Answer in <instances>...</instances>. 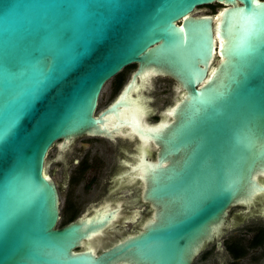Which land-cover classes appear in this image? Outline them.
Listing matches in <instances>:
<instances>
[{
    "label": "water",
    "instance_id": "1",
    "mask_svg": "<svg viewBox=\"0 0 264 264\" xmlns=\"http://www.w3.org/2000/svg\"><path fill=\"white\" fill-rule=\"evenodd\" d=\"M213 4L217 15L197 14ZM151 75L178 94L155 124L148 105L142 122L123 115L145 104L133 91ZM128 126L156 145L138 166L154 213L99 254L83 248L113 217L59 228L47 157L60 140ZM236 207L264 216V0H0V264H195L221 249Z\"/></svg>",
    "mask_w": 264,
    "mask_h": 264
},
{
    "label": "flooded vegetation",
    "instance_id": "2",
    "mask_svg": "<svg viewBox=\"0 0 264 264\" xmlns=\"http://www.w3.org/2000/svg\"><path fill=\"white\" fill-rule=\"evenodd\" d=\"M137 70L138 65L132 64L117 74L112 79L115 92H121ZM126 71L130 72L128 78ZM137 83L140 88L135 90L136 92L133 91V95L143 94L141 96L148 99L147 103L143 100L146 105L157 100L155 96H150L154 91L170 88L173 93L171 103L178 97L177 83L171 78L147 76L142 80L138 77ZM109 105L104 109H99L98 105L97 113L104 111ZM165 110L158 114L155 122H151L154 110L149 109L148 121L158 123L163 119ZM113 133L114 139L83 135L66 143L60 140L50 149L47 157L48 171L60 194L59 228L84 216L103 215L110 219L113 217L101 237L94 238L93 244L88 241L99 254L128 236L137 234L154 213L153 204L144 197L146 184L142 178L143 171L138 166L144 163L142 157L145 154V162L154 161L156 145L147 139L145 141L129 126L124 128L122 133ZM65 217L67 219H64ZM229 221V228L225 229V237L221 239V249L216 242L209 244L213 246V256L206 251L200 256L201 261L195 264H208L212 260H215L216 264H264V216L259 210L247 213L245 207H236L230 211ZM88 242L83 249L89 246Z\"/></svg>",
    "mask_w": 264,
    "mask_h": 264
},
{
    "label": "rangeland",
    "instance_id": "3",
    "mask_svg": "<svg viewBox=\"0 0 264 264\" xmlns=\"http://www.w3.org/2000/svg\"><path fill=\"white\" fill-rule=\"evenodd\" d=\"M222 8H223V6L220 5V4H213V5L203 6V7H200L198 9L197 14H200V15H202V14L217 15L218 12ZM126 73H127V77L126 78H128L130 72L126 71ZM120 93L121 92L119 90L115 92V90L113 88V80L108 82L107 85L105 86L102 94H101V97H100V100H99V109H104L105 107H107L110 103H112L115 100L116 96L118 94H120ZM150 96H151V98L153 96H155L157 98L156 101H152L151 103L148 102L149 109L154 110V116L151 117L150 121L151 122H155L157 120L158 114L160 112L164 111L166 108H168L171 105H173V103H171L172 98H173V93L170 90V88H168L165 91H161V90L154 91V92L151 93ZM48 174L50 175L49 171H48ZM64 219H67V217H65ZM260 222H263V221H260ZM228 234L229 233H227V236H228ZM231 235H232V232H231ZM206 251H209L212 254V256H213L214 252H213V246L212 245H208V248H206L202 253H204ZM202 253L197 257L195 262L199 263L201 261L200 260V256L202 255ZM208 264H216V262H215V260H212Z\"/></svg>",
    "mask_w": 264,
    "mask_h": 264
},
{
    "label": "bare ground",
    "instance_id": "4",
    "mask_svg": "<svg viewBox=\"0 0 264 264\" xmlns=\"http://www.w3.org/2000/svg\"><path fill=\"white\" fill-rule=\"evenodd\" d=\"M152 76V75H151ZM149 78H150V76H148ZM153 78V77H152ZM143 80V79H142ZM145 80V82H146V79H144ZM151 81V80H150ZM150 81H148V82H150ZM144 82L142 81V84H143ZM147 84V83H146ZM150 85H151V83H150ZM144 86V85H143ZM148 86V85H147ZM144 89V88H143ZM136 92V91H135ZM138 92V91H137ZM141 92V91H140ZM139 92V93H140ZM134 94V93H133ZM141 95H143V94H141ZM140 95V100H144V99H146V98H144L143 96H141ZM139 96V95H138ZM147 103V102H146ZM148 105V104H147ZM149 106V105H148ZM146 104H143V102H141L139 105L137 104V105H134V107L133 108H130V110H124L123 111V115L124 116H128V117H133V115H134V113H138V116H139V121L140 122H142V119H144V117H145V110H146ZM131 132V131H130ZM129 133V132H128ZM134 135V134H133ZM136 135V134H135ZM133 137V136H132ZM134 138V137H133ZM142 138V137H141ZM142 140H144V139H142ZM146 141V140H145ZM142 144H144V143H142ZM153 144V143H152ZM142 146V145H141ZM149 146V145H148ZM145 150V149H144ZM143 151V150H142ZM141 152V151H140ZM140 152H139V155H140ZM144 152V151H143ZM145 152H146V150H145ZM144 152V153H145ZM146 155V154H145ZM148 155V154H147ZM138 156V155H137ZM143 159V158H142ZM138 160V159H137ZM141 161V160H140ZM131 164V163H130ZM134 167V166H133ZM142 171H143V169H142ZM130 172V171H129ZM138 172V171H137ZM127 174V173H126ZM133 175H134V173H133ZM132 175V176H133ZM136 175V174H135ZM139 175H142V174H139ZM135 179V178H134ZM104 211H102V213H103ZM102 235V234H101ZM101 237V236H100ZM99 237V238H100ZM95 238H97V237H95ZM90 242H92V241H90ZM89 243V242H88ZM90 244V243H89ZM92 244H93V242H92ZM88 247V246H87ZM99 249V248H98Z\"/></svg>",
    "mask_w": 264,
    "mask_h": 264
}]
</instances>
